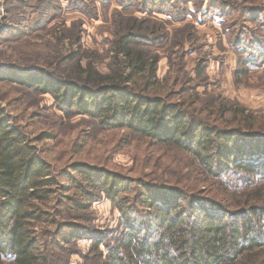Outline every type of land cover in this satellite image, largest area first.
I'll use <instances>...</instances> for the list:
<instances>
[{"label":"trees","instance_id":"obj_1","mask_svg":"<svg viewBox=\"0 0 264 264\" xmlns=\"http://www.w3.org/2000/svg\"><path fill=\"white\" fill-rule=\"evenodd\" d=\"M112 1L131 17L151 18L116 31L109 73L78 62L76 81L34 72L9 79L51 95L64 119L82 118L86 130L69 149L86 151L76 159L128 152L131 177L86 162L60 168L49 155L64 137L62 119L59 127H35L32 137L0 110V264H71L86 238L93 240L88 264H264V119L243 109L228 119L221 103L200 100L183 73L162 85L153 53L169 36L156 15L176 23L215 16L237 55V74L257 72L264 0ZM104 198L119 219L114 230L97 232L79 220Z\"/></svg>","mask_w":264,"mask_h":264},{"label":"rangeland","instance_id":"obj_2","mask_svg":"<svg viewBox=\"0 0 264 264\" xmlns=\"http://www.w3.org/2000/svg\"><path fill=\"white\" fill-rule=\"evenodd\" d=\"M109 1L0 0V110L14 117L19 126L33 132L32 137L39 133L35 127H59L55 123L62 119L64 137L55 141L56 149L49 155L60 168L86 162L131 177L128 170L134 166V161L128 152H116L101 162L76 159L86 151L80 149L79 155H75L69 149L78 133L86 130L82 118L64 119L51 95H39L15 83V78L9 79L34 72L35 77L41 75L53 82L76 81L78 62L84 68L91 64L102 74L109 73L116 31L123 33L124 28L133 24L131 19L150 17L139 12L131 17L118 3ZM230 1L243 3V0ZM117 8L121 15L114 13ZM156 16L157 23L165 25L161 31L169 34L167 44L153 52L158 56L157 77L162 85L183 73V77L193 81L200 100L221 103L228 119L242 109L264 119V66L257 72L237 74L241 69L237 55L222 35L215 16L204 23L190 16L184 23L165 22L169 20L167 17ZM35 115H38L37 126L31 122ZM92 132L90 137L99 134ZM101 139L97 137L96 142ZM118 219V212L104 198L92 205L88 215L82 214L79 222L88 223L97 232H107L117 227ZM92 243L89 238L78 242L70 263L88 264L94 260ZM100 252L106 255L107 248L102 245Z\"/></svg>","mask_w":264,"mask_h":264}]
</instances>
